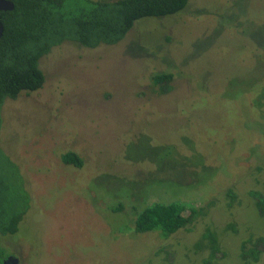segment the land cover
Instances as JSON below:
<instances>
[{"label": "rangeland", "instance_id": "1", "mask_svg": "<svg viewBox=\"0 0 264 264\" xmlns=\"http://www.w3.org/2000/svg\"><path fill=\"white\" fill-rule=\"evenodd\" d=\"M40 66L43 88L1 110L0 147L31 195L3 241L10 255L205 264L208 250L195 245L210 228L224 254L216 264H243L242 243L264 238L250 195L264 196V0H189L179 14L137 21L114 45L65 41ZM163 73L173 76L166 94L153 80ZM67 151L83 166L64 163ZM173 201L206 214L168 238L134 230L138 210Z\"/></svg>", "mask_w": 264, "mask_h": 264}, {"label": "trees", "instance_id": "2", "mask_svg": "<svg viewBox=\"0 0 264 264\" xmlns=\"http://www.w3.org/2000/svg\"><path fill=\"white\" fill-rule=\"evenodd\" d=\"M11 1L13 10L0 11L4 26L0 37V130L1 110L8 99L43 88L46 76L40 62L53 47L65 41H73L86 48L114 45L127 36L137 21L179 14L189 4V0ZM172 78L166 73L154 77L160 94L171 91ZM61 158L66 164L77 168L83 166V159L74 151H67ZM250 195L264 219L263 194L251 190ZM227 196L230 204L237 199L233 190H229ZM30 200L19 165L0 147V264L10 255L3 241L18 233L30 208ZM205 214V207L177 201L155 202L136 212L134 230L138 233L157 231L168 238L181 230L191 229ZM255 241L253 245L248 241L242 243L243 264L260 261L264 253V238ZM195 247L208 250L210 260L206 259L205 264H216L224 257L217 233L210 228L206 229Z\"/></svg>", "mask_w": 264, "mask_h": 264}, {"label": "water", "instance_id": "3", "mask_svg": "<svg viewBox=\"0 0 264 264\" xmlns=\"http://www.w3.org/2000/svg\"><path fill=\"white\" fill-rule=\"evenodd\" d=\"M14 9V3L11 0H0V11H11ZM4 30L3 23L0 17V37L2 36ZM3 264H20V261L17 257L9 255L4 261Z\"/></svg>", "mask_w": 264, "mask_h": 264}]
</instances>
